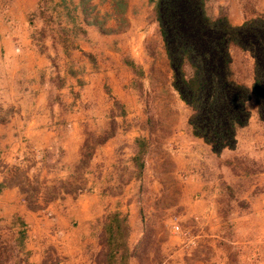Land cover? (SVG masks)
Wrapping results in <instances>:
<instances>
[{
    "label": "crops",
    "instance_id": "0c3cea01",
    "mask_svg": "<svg viewBox=\"0 0 264 264\" xmlns=\"http://www.w3.org/2000/svg\"><path fill=\"white\" fill-rule=\"evenodd\" d=\"M47 1L0 0V264H264L255 98L235 149L216 154L192 130L155 166L147 121L133 114L144 48L127 39L149 1L129 0L142 13L129 34L109 3L77 42L39 38ZM229 18L246 22L235 9ZM235 78L253 88L254 73Z\"/></svg>",
    "mask_w": 264,
    "mask_h": 264
},
{
    "label": "trees",
    "instance_id": "16d2710c",
    "mask_svg": "<svg viewBox=\"0 0 264 264\" xmlns=\"http://www.w3.org/2000/svg\"><path fill=\"white\" fill-rule=\"evenodd\" d=\"M158 19L176 73V88L194 110L189 123L195 136L216 154L235 149L237 129L250 120L247 102L255 98L264 121V19L234 27L226 17L210 19L204 0H160ZM232 44L255 60L252 89L231 79ZM185 60L195 72L191 81L182 79Z\"/></svg>",
    "mask_w": 264,
    "mask_h": 264
},
{
    "label": "rangeland",
    "instance_id": "374dc122",
    "mask_svg": "<svg viewBox=\"0 0 264 264\" xmlns=\"http://www.w3.org/2000/svg\"><path fill=\"white\" fill-rule=\"evenodd\" d=\"M101 1L102 3L98 4L95 3V0H81V3L76 5L75 0H64L62 6L57 7L58 9L54 8V1H47L49 13L42 18L51 27L45 33H41L39 38L56 40V38L65 37L70 41L77 42L85 35L82 23L89 21L95 24L100 20H106V17L100 14L101 11L106 10L109 3L115 8V20L117 26L123 31L122 33L129 34L130 30H124L134 26L130 25L129 19L141 20L140 9L136 5L133 7L129 0ZM148 1L149 5L143 6V10L148 8L145 12L147 20L144 21V24L146 26L138 31L131 30L132 34L127 38L128 40L134 38L144 48L142 53L144 66L131 65L137 76L134 88L137 110L133 114L136 116L135 118L147 121V131L150 133L149 142L154 144L149 153L151 161L155 166H158L159 160H162L163 167L166 168L171 157L170 139L175 135L191 133L193 127L189 120L194 115V110L183 100L181 93L176 88V73L171 65L158 19L160 0H141L140 2L146 4ZM204 5L205 13L210 19L217 20L226 17L232 26L234 25L229 17H231L233 9L239 15L243 13L246 22L264 19V0H204ZM136 50L140 53V48ZM230 54L234 58V67L237 73L235 75L231 72V79L234 81L235 77H240L246 82L251 80L253 73L255 75L253 65L255 60L251 53L232 44ZM182 73L184 81H191L194 78V69L187 60L183 62ZM145 128L141 129L144 134ZM173 222V230L178 233L175 227L176 225L180 226V222L177 218H174Z\"/></svg>",
    "mask_w": 264,
    "mask_h": 264
},
{
    "label": "built area",
    "instance_id": "2783aa9c",
    "mask_svg": "<svg viewBox=\"0 0 264 264\" xmlns=\"http://www.w3.org/2000/svg\"><path fill=\"white\" fill-rule=\"evenodd\" d=\"M175 230L179 232L181 230L180 229V226L179 225H176Z\"/></svg>",
    "mask_w": 264,
    "mask_h": 264
}]
</instances>
